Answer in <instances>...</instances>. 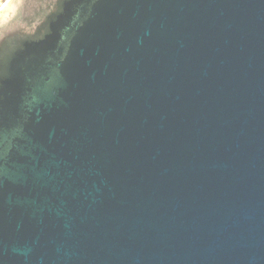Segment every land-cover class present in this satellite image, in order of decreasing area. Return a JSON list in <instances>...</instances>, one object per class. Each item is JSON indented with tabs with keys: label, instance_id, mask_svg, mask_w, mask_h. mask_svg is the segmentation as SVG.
Instances as JSON below:
<instances>
[{
	"label": "water",
	"instance_id": "1",
	"mask_svg": "<svg viewBox=\"0 0 264 264\" xmlns=\"http://www.w3.org/2000/svg\"><path fill=\"white\" fill-rule=\"evenodd\" d=\"M0 264H264V0H6Z\"/></svg>",
	"mask_w": 264,
	"mask_h": 264
},
{
	"label": "rangeland",
	"instance_id": "2",
	"mask_svg": "<svg viewBox=\"0 0 264 264\" xmlns=\"http://www.w3.org/2000/svg\"><path fill=\"white\" fill-rule=\"evenodd\" d=\"M6 0H0V7L3 5V3L5 2Z\"/></svg>",
	"mask_w": 264,
	"mask_h": 264
}]
</instances>
